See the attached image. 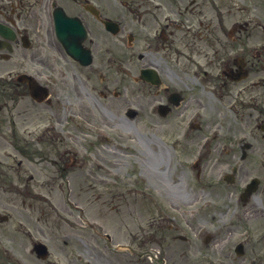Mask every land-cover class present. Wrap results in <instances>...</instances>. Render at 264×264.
Instances as JSON below:
<instances>
[{
    "label": "flooded vegetation",
    "instance_id": "1",
    "mask_svg": "<svg viewBox=\"0 0 264 264\" xmlns=\"http://www.w3.org/2000/svg\"><path fill=\"white\" fill-rule=\"evenodd\" d=\"M205 1L0 0V114L4 109L9 110V100L18 102V99H13L28 93L26 84L18 79L19 73L33 71L37 81L47 87L49 94L59 97L49 103L34 100L30 102L31 109H36L34 114L42 118L39 111L44 107L57 106L58 110L60 106L63 108L59 117L48 118L43 122L46 125V133H42L44 137L53 134L59 142L69 140L80 144V141L88 137L101 140L99 136L102 137V134L98 132L101 127L114 129L120 126L121 131H124L127 124L132 125L142 119L149 121L144 124L145 128L147 124L154 123L155 127L151 125L150 128L155 131H163L166 127L161 125L164 123H183L187 126L185 135H190V128L202 115L198 113L197 118H194L195 109L203 113L207 109L210 110L213 104L215 111V106L224 104V97L227 96L225 75L236 73L241 76L245 68L248 72L252 70L248 66L252 59L242 57L243 45L235 43L241 39L236 35L241 33L242 37L243 25L233 26L236 30L230 41L234 45L229 49H221L220 44L215 42L221 41L220 38L211 41L209 36L214 29L227 35V26L220 20V12L215 6L211 9L218 15V25L214 28L211 22L206 21L201 12ZM60 12L78 19L83 30L80 26H72L73 23L64 21V15H60ZM56 21L61 27L62 42L56 36ZM106 21L109 24H106ZM80 46L82 53H76V57L68 53V49ZM211 46L217 47L212 55L209 51ZM152 47L154 52L150 53ZM239 47L241 50H238ZM233 49L240 51L238 60L230 57ZM163 56L167 57L165 61ZM223 58L227 59V65L223 64ZM214 67V70L210 69ZM258 67L264 68V64L256 65V68ZM4 74L6 78H2ZM233 82L242 81L236 79ZM60 83L74 86L78 98H72L69 92L73 93V90L64 91ZM205 90L208 93H205ZM6 91L11 94V99H8ZM251 108L255 113L256 125H264V98H254ZM259 113L263 115H257ZM11 123L14 124V120H11ZM210 123L212 122L206 125ZM14 129L10 134L13 138L17 137L18 132L15 127ZM211 129L221 130L219 126L209 130ZM135 131L132 136L119 132L117 142L124 144V140H128L132 146L139 143L137 151L142 155L140 160L148 167L150 159L156 160L159 157L163 143L157 135L149 137L141 134L140 129ZM31 134L33 131L29 132V135ZM209 136L212 142L209 145L210 153V147L218 141L221 133L208 132L202 139ZM141 140L155 141L156 151H153L150 159L146 155V145ZM230 141L218 142L219 154L230 153V146L235 145L234 138ZM238 142L239 138L235 148L239 154L230 162H239L241 165L245 160L239 161L241 152ZM82 145L85 147L83 143ZM99 145L105 149L101 143ZM10 146L12 151L16 150V143H11ZM176 147L177 141L172 138L169 145L165 146L166 153L171 156ZM252 151L251 142L248 152ZM92 153L100 161L106 162L103 156L94 151ZM184 154L187 156L193 153L188 151ZM208 154L201 157V162L205 161ZM258 155H264V151L258 152ZM59 159L61 168L65 170L66 161ZM66 160L75 161L74 158ZM19 165L20 163L16 166L6 165V169L11 171V176L9 180H3L4 183L0 181V188L3 184L11 185L16 181ZM108 167L116 170L114 165ZM2 173L0 169V175ZM246 175L247 173L243 172L242 177ZM39 183L40 181H33V185L38 186ZM206 186L214 187L207 183ZM263 189L264 186H261L257 192ZM203 200L216 203L214 198ZM249 200L264 201V197L254 195ZM247 204L244 203L245 206ZM259 210L264 214V206ZM246 215L250 216V213ZM215 220L216 218L211 222ZM263 235L264 229L261 230L260 237ZM213 237L214 234L210 236L208 244H212ZM250 240L251 238L239 242L252 254L249 261H243L241 264H264V256L259 255L258 247L251 246ZM253 243L255 245V238ZM208 244L201 248L205 249ZM260 244L264 245L263 242ZM261 251L264 253L263 248ZM237 258L233 256V259Z\"/></svg>",
    "mask_w": 264,
    "mask_h": 264
},
{
    "label": "rangeland",
    "instance_id": "2",
    "mask_svg": "<svg viewBox=\"0 0 264 264\" xmlns=\"http://www.w3.org/2000/svg\"><path fill=\"white\" fill-rule=\"evenodd\" d=\"M244 1H248L252 6L251 9L264 17V0ZM214 2H216V6L211 3V0H206L204 5L201 6V12L206 21L211 22V26L214 28L218 25V15L212 11V5L219 8L220 20L226 23V26L233 17L242 15L236 11L237 9L232 14H227L228 6L230 5L227 0H214ZM246 15L247 13L243 12L244 18ZM249 27L251 28H248V30L252 29L250 36L241 37L240 33L236 37L241 39H238L235 43L242 45L247 43L248 46L254 48V42L264 39V31L256 26ZM209 37L211 41L219 37L221 41L215 42L220 44L221 49H229L231 45H234L227 35L215 29L210 33ZM216 48L215 46L209 48L210 55L214 53ZM248 49L251 51L249 47ZM246 57L252 58L249 52ZM258 64L260 65L257 61H252L248 64L249 68L252 69V75H248L247 79L256 75L258 78H264V68H256ZM210 69L214 70L215 67ZM60 85L64 91L73 90V93L68 92L72 98H78L79 95L77 93L76 96L74 86L69 83H60ZM114 85L118 84L114 83ZM260 90V88H253L250 93L256 94ZM226 92L230 96L233 95V87L228 85ZM7 94L9 96L8 99H11V94L8 92ZM15 99L19 101L11 102L12 100H9V110L4 109L0 114V160H7L15 166V158H6V152L3 150H9L11 143L21 146L28 145L24 148V153L22 154L24 157L29 156L33 151L32 147L37 149V152L31 153L32 157H29L28 160H24L21 155H18L17 158L23 160V167L19 168L18 182H15L14 185L3 184L0 188L1 212L10 214L8 220H0V247H8L9 245L14 247L16 252L22 255V257L17 256L30 264H43V261L38 260L29 249L31 240L37 238L38 240L44 239L48 243L50 255L47 261L50 260L51 264H151L145 259L142 249L137 247L136 251L134 244L145 238L143 232L146 226L152 225L151 229L156 232V236L151 238L149 246L154 248V250L157 248L164 250L165 259L167 260L166 264H208L205 261H201L202 256L205 254L215 264L216 262L227 264L231 262H233L231 264H238L240 262L239 264H241L243 261H249L252 254L245 247L244 256L233 259L230 256V251L233 249L234 242L239 239V231L248 227L246 229L251 232V246L258 247L259 255L264 256L261 251V248L264 249V245L260 244V242L264 243V235L260 237L261 230L264 229V221H262L264 214L259 210L264 206V201L249 200L245 206L244 203L246 202H235L236 199L234 197L235 192L240 190L238 185L243 172L247 174L255 173L261 176L263 180L262 186H264V155H258V152L264 151V140H262V133L251 127L255 126L256 123L254 119L255 113L250 107L240 109L243 116L239 120L236 113H231L222 106H215L216 110L213 111V104H211L212 108L210 110L207 109L203 113L201 111L202 117L200 116L198 123L191 129V134L187 136L183 131V123H164L161 125L163 128L166 127L163 131L152 130L150 126L155 127L154 123L147 124L145 128L144 124L149 122L146 119L127 125L130 130L140 129L141 134H146L149 137L157 135L161 138L163 147L159 153L163 155L157 157L156 160L150 159L147 169L153 167L165 175L152 171V175L155 176L152 184L146 182L143 185L148 189H153L152 185H157V190H160L158 196L162 204L170 209L181 208L182 206L190 207L193 216H187L182 213L181 224L184 227L183 229L188 232V236L183 240L180 235H174L177 231L171 227L167 229L158 227L153 207L149 206L148 203H141L142 201L138 197L127 191V187L129 188L134 184L133 179L136 168L133 166L137 161H140L139 157H142L135 147L130 145L131 142L124 140V144L120 142V145L113 148L110 144H104L99 139L88 137L79 143L81 145L83 143L85 147L94 151L97 155L103 156L102 158L107 163L111 161L117 171L112 173L101 172L94 169V165L89 164L88 166H83L80 170L73 169L69 174L67 172L65 177L60 176L55 171L51 159L57 160L62 157L63 144L56 140L50 141L48 138H45L46 141L40 144H33L31 143L32 135L26 133L32 128H38L48 118L59 117L62 110H58L57 106H52V108L44 107L39 111L42 114V118H40L38 114H34L36 109H31L29 99L26 96H17L13 100ZM51 100L53 101V99ZM29 110H33L32 115L28 113ZM257 115L263 114L259 113ZM11 120H14V124L11 123ZM208 122L212 123L206 125ZM214 126L221 128V136L210 147V153L208 147L202 150V152H205L204 156L209 153L202 163L203 183L206 182L212 185L209 182H213V179L220 175L225 167L224 163L230 162L239 154L238 150L235 151L238 138L244 135L247 136V140L250 139L249 141L253 144V151L249 152L247 160L240 165L236 172L234 186L224 184L199 188L200 186H194L193 172L184 171L181 165V160L184 158L182 155L188 151L189 153L198 152L199 148H201L202 137ZM14 127L18 130L17 133L21 134L17 135V137L15 136V138L10 135L15 130ZM24 127L26 132L22 131ZM22 138L25 144H21L18 141V139ZM172 138L177 141V147L174 150L177 157L173 156L174 165L171 171H168L166 160L169 154L166 153L165 146L169 145ZM233 138L234 142H232L235 145L230 146V153L228 155L219 154L217 151L218 142L221 140L222 142L230 141ZM142 142L146 145L149 141L145 140ZM99 143L105 146V149L100 148ZM154 143L155 141L152 140L151 145L155 146ZM155 149V147H152L151 150L154 151ZM146 150H148L147 145ZM115 159H117V163L114 161ZM33 167H43L45 173L39 172L37 174L39 177L37 181H40V186L33 185L29 187L25 185V179H28ZM2 171L0 181L4 183V181L10 179L11 171L9 169H2ZM163 171H168L170 174ZM62 180L63 183L60 186L59 182ZM157 180L160 181V184ZM169 187L171 188L169 189ZM170 190H174L173 193L169 192ZM33 191L40 197L34 195ZM43 195L45 197H42ZM256 195L264 197V189L260 190ZM203 198H214L216 200L214 210H218H204L196 214V208L200 206L198 203ZM249 213L250 216L246 215ZM256 214H262V216H257ZM95 218L100 220L99 224H102L108 231L112 232V241L108 242L105 236H98L87 225L88 222H92L91 220ZM214 218H216V222L212 223L211 221ZM244 218H248V220ZM229 219H231V222L225 228L217 229L218 231L214 232L212 244H208L205 249L201 248L203 247L202 239H199L200 236L197 235L196 227L201 225V223H208L215 230L216 226L222 225L221 223ZM99 231L101 232L100 229ZM254 238L255 245L253 243ZM127 240L132 242L131 247L135 250L130 249L129 252H124L125 249L113 247V242H126ZM146 246L147 243L145 248ZM232 254H234L233 251ZM0 255L2 256L1 253ZM149 255L154 257L155 253L149 249ZM2 258L4 257L2 256ZM2 258H0V264H6V261L2 260Z\"/></svg>",
    "mask_w": 264,
    "mask_h": 264
},
{
    "label": "water",
    "instance_id": "3",
    "mask_svg": "<svg viewBox=\"0 0 264 264\" xmlns=\"http://www.w3.org/2000/svg\"><path fill=\"white\" fill-rule=\"evenodd\" d=\"M40 255H42L44 257L45 256V252L40 251Z\"/></svg>",
    "mask_w": 264,
    "mask_h": 264
}]
</instances>
